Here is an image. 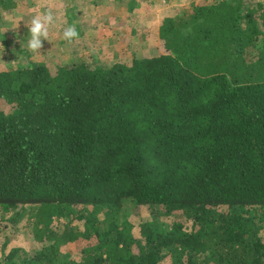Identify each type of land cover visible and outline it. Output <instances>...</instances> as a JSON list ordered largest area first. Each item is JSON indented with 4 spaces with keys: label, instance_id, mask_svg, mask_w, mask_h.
<instances>
[{
    "label": "trees",
    "instance_id": "obj_1",
    "mask_svg": "<svg viewBox=\"0 0 264 264\" xmlns=\"http://www.w3.org/2000/svg\"><path fill=\"white\" fill-rule=\"evenodd\" d=\"M263 8L165 18L164 52L130 64L0 70V233L50 242L0 264H264Z\"/></svg>",
    "mask_w": 264,
    "mask_h": 264
},
{
    "label": "rangeland",
    "instance_id": "obj_2",
    "mask_svg": "<svg viewBox=\"0 0 264 264\" xmlns=\"http://www.w3.org/2000/svg\"><path fill=\"white\" fill-rule=\"evenodd\" d=\"M210 1L213 0H0V44H3L0 50L4 47L0 70L41 63L55 74L58 67L75 59L110 66L115 62L130 64L132 59L158 55L164 52V41L160 38L163 20L193 13L197 6ZM256 1L264 6V0H248L251 4ZM47 10H52L56 16L49 30L50 41H44L39 53H34L27 48L30 39L27 27L34 15ZM256 21L263 33L264 18L256 16ZM67 23H75L80 32L79 39L71 43L62 39ZM263 36L258 38V45ZM6 107L0 100V109ZM119 217L133 226L152 219L141 207L135 212L123 210ZM62 221L54 219L53 225L61 227ZM0 226L3 227V223ZM23 227L24 221L17 225L18 230L8 227L5 233H0V255L4 242L5 251L16 246L29 254L50 243L36 241L29 227ZM82 243L84 241L79 248L73 243H62L59 250L77 253Z\"/></svg>",
    "mask_w": 264,
    "mask_h": 264
},
{
    "label": "clouds",
    "instance_id": "obj_3",
    "mask_svg": "<svg viewBox=\"0 0 264 264\" xmlns=\"http://www.w3.org/2000/svg\"><path fill=\"white\" fill-rule=\"evenodd\" d=\"M56 16L52 10H47L42 14L34 15L31 18L30 26L27 27V31L30 34V39L27 41V48L34 52L39 53L43 47L44 41L49 40L50 27L55 23ZM80 32L75 23H67V26L63 28L62 39L71 43L74 40L79 39ZM3 45V44H0ZM4 52V47L0 50V54Z\"/></svg>",
    "mask_w": 264,
    "mask_h": 264
}]
</instances>
